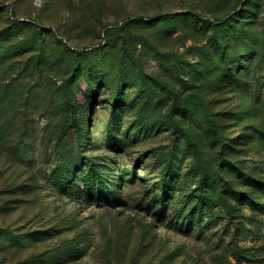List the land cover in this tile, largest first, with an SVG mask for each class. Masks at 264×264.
Listing matches in <instances>:
<instances>
[{
    "label": "rangeland",
    "instance_id": "1",
    "mask_svg": "<svg viewBox=\"0 0 264 264\" xmlns=\"http://www.w3.org/2000/svg\"><path fill=\"white\" fill-rule=\"evenodd\" d=\"M238 1L0 0V264H264V0Z\"/></svg>",
    "mask_w": 264,
    "mask_h": 264
},
{
    "label": "trees",
    "instance_id": "2",
    "mask_svg": "<svg viewBox=\"0 0 264 264\" xmlns=\"http://www.w3.org/2000/svg\"><path fill=\"white\" fill-rule=\"evenodd\" d=\"M243 0H239L237 3L239 4V3H241ZM238 6V5H237ZM109 34V33H108ZM66 86V85H65ZM69 92V91H68ZM68 92H66L65 93V96L67 97V94H68ZM65 102L64 103H67V100H64ZM69 101V100H68ZM65 110H68V107H66L65 108ZM206 178V177H205ZM82 185H83V187L85 186V183H82ZM203 188V187H202ZM201 188V189H202ZM198 193H199V195H202L203 194V192H202V190H199L198 191ZM204 195V194H203ZM202 197H205V196H202ZM205 200H206V198H205ZM250 201H251V199H250Z\"/></svg>",
    "mask_w": 264,
    "mask_h": 264
}]
</instances>
